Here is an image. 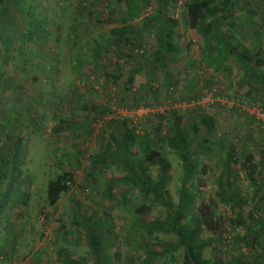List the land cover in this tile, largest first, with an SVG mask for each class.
<instances>
[{"label": "rangeland", "instance_id": "rangeland-1", "mask_svg": "<svg viewBox=\"0 0 264 264\" xmlns=\"http://www.w3.org/2000/svg\"><path fill=\"white\" fill-rule=\"evenodd\" d=\"M28 2L44 22L39 37L19 41L15 35L13 44L4 50L0 34V147L8 142L7 135L23 139L21 174L2 188L0 264H70L71 260L92 264L94 255L82 223L100 217L110 264H182V249L170 245L174 235L149 233L133 221L139 208L148 218L163 217L164 206L135 188L128 189L121 180L127 173L122 164L92 160L99 152L115 151L120 132L135 127L139 138L130 150L140 162L144 147L140 138L147 136L155 143L168 128L170 113L161 115L164 110L175 111L190 133L197 124L194 144L211 149L195 155L199 166L193 209L208 206L216 230L202 231L203 258L231 262L243 256L244 264H250L255 252L239 239L254 230L256 242L264 241V203L252 207L254 186L246 176L244 161L252 156L258 195L264 194L260 161L264 112L246 95L237 62L228 58L227 69L217 72L205 65L203 38L183 20V0H174L169 8V15L177 20L174 38L180 53L167 56L164 69L153 68L154 22L148 30L142 27L155 0H141L129 21L125 19L126 0ZM126 23L137 29L138 38L120 51L107 48L111 28ZM244 26L246 30L238 35L251 44L250 34L263 32L264 21L253 17ZM195 74L199 88L187 100L185 78ZM130 77L133 82L129 84ZM145 101L155 107H146ZM203 113L214 123L210 133L200 121ZM111 117L115 123H108ZM219 140L236 148L232 177L245 200V219L240 225L233 222L237 206L218 196L217 176L224 156ZM162 150L169 162L162 188L177 202L181 160L165 146ZM64 171L73 174L70 190L49 206L46 184ZM148 172L157 178L156 166ZM159 240L161 245H157Z\"/></svg>", "mask_w": 264, "mask_h": 264}, {"label": "trees", "instance_id": "trees-1", "mask_svg": "<svg viewBox=\"0 0 264 264\" xmlns=\"http://www.w3.org/2000/svg\"><path fill=\"white\" fill-rule=\"evenodd\" d=\"M140 1L126 0V21L133 20L136 16V8ZM183 1V20L189 28L203 38L205 65L212 66V71L217 72L220 69H227L228 58L235 60L241 70V80L247 85L246 95L264 112V68H261L264 66V30L263 32L256 30L250 34V38L253 39L251 44H246L239 37L247 28L244 24L253 17H258L264 21V6H262L264 0ZM173 3L174 0H155L152 12L143 19L142 27L145 30H148L149 25L154 22L151 29L154 39V69H164L167 56L174 57L180 53V48L174 38L177 20L169 15V8ZM241 13H244L243 17H241ZM43 23V20H39L33 14L28 0H0V34L4 37L1 39L4 50L13 44L15 35H19V41L37 38L38 33L42 32ZM138 36L137 29L129 23L113 27L107 38L108 45L106 47L120 51L122 48L132 45ZM95 47L99 49V46L95 45ZM194 65V63L191 64L192 67ZM198 77L195 74L194 78H185L187 80L185 86L188 93L187 100L194 97V91L199 88L197 85ZM168 78L170 79V77ZM132 82L133 78L130 77L128 83ZM243 103L245 104L246 101L244 100ZM144 105L155 107L149 105L147 101L144 102ZM104 111L105 109L102 113ZM167 113H170L168 128L161 136L158 135L157 142L161 146H158L157 142H152V139L147 136L140 138L142 139L141 144L144 146L140 162L135 160L133 157L135 154L130 150L139 138L135 127L120 132L115 151L99 152L92 156V160L96 162L111 160L122 164L127 173L121 180L128 185V189L135 188L164 206L165 215L163 217L148 218L139 208L135 211L133 221L139 227L147 229L149 233L156 230L174 235L175 241H171L170 245L182 249V264H244L243 256L234 258L231 262H225L219 257L203 258L201 253L203 246L202 231L216 233V230L214 229L213 214L208 206H201L197 210L193 209V190L196 188L194 178L198 173L199 166L195 155L199 152L205 154L211 149L209 146L203 147L201 143L194 144L193 133L197 134L199 130L197 124L191 127L190 133L182 127L181 120L175 111L167 110L165 112L164 110L161 115L166 116ZM200 119L206 132L210 133L214 127L212 119L206 113L201 114ZM107 120H109L108 123H115L116 119L111 117ZM6 141L8 144L5 142L0 147V199L4 197L2 188L9 186L21 174L23 159V139L7 135ZM217 145L220 151L224 153L221 159L222 169L217 176L218 196L231 206H237L236 219L233 222L240 225L244 223L245 219L243 215L245 200L238 193L232 177L233 165L237 155L236 148L232 143L226 144L220 140ZM163 146L174 151L181 160L177 202H173L169 192L162 188L169 170V162L163 156ZM260 156V161L264 165V148L260 152ZM154 166L158 169L156 179H152L148 172V168ZM244 166L246 176L254 186L252 207L257 209L259 205L264 203V194L258 195L259 190L256 182L258 172H256V165L251 155L245 157ZM72 181L73 174L68 171L48 180L46 203L53 206L61 194L70 190ZM249 216L252 217L251 213ZM82 225L94 255L92 264H110L112 260L108 255V245L104 242V220L101 217L96 220L90 218L83 220ZM260 227L263 229L262 224ZM253 235H255L254 230H250L249 236L247 234L248 237H242L239 241L247 249L255 252L250 264H264V241L256 242ZM157 243V245H161L163 242L159 240ZM70 264L82 263L71 260Z\"/></svg>", "mask_w": 264, "mask_h": 264}, {"label": "crops", "instance_id": "crops-1", "mask_svg": "<svg viewBox=\"0 0 264 264\" xmlns=\"http://www.w3.org/2000/svg\"><path fill=\"white\" fill-rule=\"evenodd\" d=\"M262 69L264 68V66L261 67Z\"/></svg>", "mask_w": 264, "mask_h": 264}]
</instances>
